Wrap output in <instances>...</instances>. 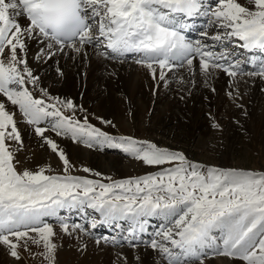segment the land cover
Returning a JSON list of instances; mask_svg holds the SVG:
<instances>
[{"label": "snow or ice", "instance_id": "obj_1", "mask_svg": "<svg viewBox=\"0 0 264 264\" xmlns=\"http://www.w3.org/2000/svg\"><path fill=\"white\" fill-rule=\"evenodd\" d=\"M61 58L85 79L93 59L106 72L134 64L153 93L173 83L181 91L198 78L215 92L210 82L222 74L241 107V80L264 85V0H0V248L17 264L24 252L56 264V237H75L83 253V237L95 235L98 246L131 248L136 264L141 255H153L154 264H210L211 257L264 264V168L194 160L109 131L114 122L92 113L103 127L94 124L82 103L45 86L42 65L54 61L63 78ZM21 124L58 158V169L18 159L26 151ZM65 140L153 170L114 178L77 168ZM116 257L114 264H128L124 252Z\"/></svg>", "mask_w": 264, "mask_h": 264}, {"label": "bare ground", "instance_id": "obj_2", "mask_svg": "<svg viewBox=\"0 0 264 264\" xmlns=\"http://www.w3.org/2000/svg\"><path fill=\"white\" fill-rule=\"evenodd\" d=\"M215 2L216 0H208L210 6ZM31 49L35 51L36 45L33 44ZM29 59L31 62L32 57L30 56ZM60 66L65 71L63 78L56 75L54 61L42 65L40 75L44 77L45 86H50L53 95L70 97L77 104L82 103L88 109L89 119L94 124L103 127L99 121L93 119L92 113L112 120L116 128L107 129L109 131L148 138L159 145L172 147L164 133V122L171 116L179 121H181L180 116L186 118L189 134L185 147L180 150L194 160L195 142L204 143L208 134L202 123L206 117H210L212 122L214 117L215 122L222 127L228 123L230 117L238 118L240 112H245L251 123L250 132L253 139L256 138L259 128L264 127V93L260 91L264 85L259 80L254 84H245L241 80L239 89L243 98L240 101L241 107H237L227 96L228 79L222 74L210 82V85L215 87V92H212L210 87L204 86L198 78L195 86L186 85L181 91H178L176 84L173 83L170 89L161 87L153 93L151 91L152 81L143 69L134 64L131 66L113 64L106 72L104 67L93 59L86 79L78 75L76 68L71 67V61L65 64L61 58ZM33 67L35 68L36 65L33 64ZM181 96L183 99L180 98ZM17 119H20L19 115ZM20 127L23 130L26 151L18 156V159L22 160L24 166L35 168L37 165L50 163L54 169H58V158L45 146L37 144L24 124ZM61 143L77 168L87 166L114 177L133 175L143 169L142 164L139 163L140 167L135 168L134 161L122 159L119 153L109 154L107 150L105 152L90 150L70 140ZM219 156L220 165L231 166L227 151H221ZM104 232L105 229L101 233ZM94 233H100L98 228L94 230ZM83 239L87 243V250L82 253L77 250L75 237L71 239L56 237L55 242L58 246L56 264H114L118 251L127 255L128 264H135L133 261L135 254L127 246L115 249L103 243L98 246L94 242L95 235L84 236ZM32 250L38 251L35 246ZM154 259L153 255H141L143 264H154ZM0 264H17V261L10 257L3 248H0ZM19 264H42V257H33L24 252ZM210 264H222L221 258H210Z\"/></svg>", "mask_w": 264, "mask_h": 264}, {"label": "rangeland", "instance_id": "obj_3", "mask_svg": "<svg viewBox=\"0 0 264 264\" xmlns=\"http://www.w3.org/2000/svg\"><path fill=\"white\" fill-rule=\"evenodd\" d=\"M179 118L181 121L175 119L173 116L169 117L168 120H165L163 127V129L165 130L164 133L168 138L167 140H169L168 142L170 143V145H172V147L170 148L177 150L185 147V143L188 139L189 134V131L187 129V119L183 116H180ZM248 120L249 118L245 115V112H240L238 118L234 116L230 117L228 123L225 126H222L223 128L221 127L218 129H214L211 127L212 121L210 117H206V119L203 120L202 123L203 126L207 129L208 134L205 137L206 140L204 143L195 142V147H193V149L195 148L194 152L196 153V155L194 156L195 160L220 164L219 153L221 151H227L229 153L231 166H239L242 168L250 169L264 168V127L259 128L254 140L252 137V133L250 132L251 123ZM111 152L117 154L119 153L118 151L107 150V153L111 154ZM119 155L122 159L134 161L133 166H135V168L140 167V164H142L141 162H137L129 157H126L122 153H119ZM130 161L127 162L130 163ZM142 167L143 169L140 170V172L133 175H139L143 174L146 171L153 170L147 166H144L143 164ZM94 170L99 171L98 169ZM103 174L106 176L108 175L106 173ZM122 177L116 176L114 178ZM211 258L217 259L219 257ZM133 261L136 264L134 257Z\"/></svg>", "mask_w": 264, "mask_h": 264}]
</instances>
